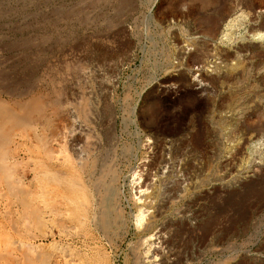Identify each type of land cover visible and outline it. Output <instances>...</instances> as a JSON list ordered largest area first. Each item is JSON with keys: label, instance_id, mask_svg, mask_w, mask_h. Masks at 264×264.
Wrapping results in <instances>:
<instances>
[{"label": "rangeland", "instance_id": "374dc122", "mask_svg": "<svg viewBox=\"0 0 264 264\" xmlns=\"http://www.w3.org/2000/svg\"><path fill=\"white\" fill-rule=\"evenodd\" d=\"M193 1L0 0V247L13 245L0 264H264V43L249 39L264 35V0ZM194 68L206 90L192 89ZM156 77L184 96L148 89L135 107L133 79ZM156 135L173 142L150 152ZM151 153L173 191H148L137 230L125 205Z\"/></svg>", "mask_w": 264, "mask_h": 264}, {"label": "built area", "instance_id": "2783aa9c", "mask_svg": "<svg viewBox=\"0 0 264 264\" xmlns=\"http://www.w3.org/2000/svg\"><path fill=\"white\" fill-rule=\"evenodd\" d=\"M190 77H191L190 85L192 89H194L196 92H201L203 90H206L207 85L204 84L202 75L200 73V70H198V68H194L190 71ZM111 81L116 82L115 79H111ZM133 81H134L135 86L132 89L131 95L134 98V100L132 101V104H134L135 107H138L140 105L143 99V96L148 89H156L161 97H167L173 100L180 99L181 97L184 96V93H185L184 87L182 86L181 83H179L178 80L163 81L162 83V80L156 77L154 79L147 80L145 83L139 80V78L137 79L135 78L133 79ZM123 90H124V86H123ZM134 126L138 128L137 123H134ZM149 139H150V142L148 143L144 142V143L146 146H148L150 152L152 151L153 146H156L158 144H170L173 142V140H170L168 137L159 136V135H156L152 139L151 138ZM243 140L246 145L250 144L251 142L250 139L246 137ZM146 158H147L146 161L141 163L140 169H138L137 171L138 177H139L138 179L139 184H137L136 186L137 190L139 189L156 190L157 189L158 190L157 195L159 199H161L163 196L165 198L170 197L172 195V191L169 190L171 187L166 186V184L162 182L157 183V184L155 182L156 179L166 174V169L164 168V165H161V163H158V164L155 163L153 153H151ZM231 160H232L231 163L235 165H237V163L239 162L238 161L239 159L238 158L235 159V157H232ZM238 171L239 172L237 174H240V175L243 174L240 170ZM135 191H134V194H136ZM125 208L129 210L130 213L134 212L133 210L134 208L130 207L129 205H125ZM156 208L160 209V205H158Z\"/></svg>", "mask_w": 264, "mask_h": 264}, {"label": "bare ground", "instance_id": "6f19581e", "mask_svg": "<svg viewBox=\"0 0 264 264\" xmlns=\"http://www.w3.org/2000/svg\"><path fill=\"white\" fill-rule=\"evenodd\" d=\"M189 2V1H188ZM192 2V1H191ZM193 2H196L195 0L193 1ZM82 4V3H81ZM128 4V3H127ZM193 5V4H192ZM212 5V4H211ZM185 6H187V5H185ZM209 6V4L206 6V7H208ZM99 8V7H98ZM77 9V8H76ZM59 11V10H58ZM190 14V13H189ZM234 14V13H233ZM237 14L238 13H236L235 12V14L232 16L231 15V18L230 19H228V23H227V27H229V29H231L232 30V28L233 27H237L238 26V24L240 23V25L242 24L243 25V20H242V18L244 19V16H246V15H241V14H243V13H241V14H239L238 16H237ZM59 15V14H58ZM150 16H153V15H151V14H149ZM149 16V17H150ZM154 18V17H153ZM247 18V17H246ZM149 19V18H148ZM226 19V18H225ZM245 22V21H244ZM247 22V21H246ZM237 24V25H236ZM246 24V23H245ZM244 24V25H245ZM241 25V26H242ZM240 26V27H241ZM239 27V28H240ZM230 32V31H229ZM228 33V32H227ZM226 33V35H225V37L226 38H230V39H232V36H233V34H227ZM233 33V32H232ZM134 35V34H133ZM244 40H246L247 41V39L246 38H243ZM251 41H254V42H262V43H264V35H261V34H257V35H253L251 38H249ZM33 40V39H32ZM248 42V41H247ZM28 44V43H27ZM232 48V47H231ZM219 49V48H218ZM217 49V50H218ZM217 55V54H216ZM218 57V56H217ZM238 57V56H237ZM216 58V57H215ZM241 58V57H240ZM47 64V63H46ZM105 64V63H104ZM48 65V64H47ZM85 68V67H84ZM233 68V67H232ZM60 69V68H59ZM84 72V71H83ZM55 73V72H54ZM68 73V72H67ZM64 74V73H63ZM71 78V77H70ZM113 78V77H112ZM38 80V79H37ZM92 80V79H91ZM40 81V80H39ZM86 81V80H85ZM103 81V80H102ZM40 83V82H39ZM47 83V82H46ZM67 83V82H66ZM86 84H87V82H85ZM92 83V82H91ZM109 83V82H108ZM53 84V83H52ZM85 84V85H86ZM52 86V85H51ZM87 86V85H86ZM53 87V86H52ZM79 89V88H78ZM80 90H81V88H80ZM94 90V89H93ZM110 91V90H109ZM61 92V91H60ZM87 92V91H86ZM100 92V91H99ZM102 93H103V91H102ZM48 94V93H47ZM92 94V93H91ZM104 94V93H103ZM61 95H62V92H61ZM80 96H82V95H80ZM85 96V95H84ZM37 97V96H36ZM41 98H42V96H40ZM58 97V96H57ZM70 97V96H69ZM40 98V99H41ZM73 100V99H72ZM81 100V99H80ZM18 101V100H17ZM53 101V100H52ZM84 101V100H83ZM78 102V101H77ZM34 103V102H33ZM51 103V102H50ZM55 103V102H54ZM79 103H81V101L79 102ZM89 103H90V101H89ZM102 103V102H101ZM25 104V103H24ZM38 104V103H37ZM37 104H36V106H37ZM57 104V103H56ZM35 105V104H34ZM73 105V104H72ZM76 105V104H75ZM80 105H82V103L80 104ZM90 105V104H89ZM96 105V104H95ZM7 106H8V104H7ZM15 106V105H14ZM67 106H68V104H67ZM74 106V105H73ZM78 106V105H77ZM53 107V106H52ZM59 107V106H58ZM65 107V106H64ZM63 107V110L62 111H60V112H62L61 114L62 115H65V116H68V115H71V113H70V110L68 109V108H64ZM98 107V106H97ZM87 108V107H86ZM71 109H73V108H71ZM1 110H2V108H1ZM4 111L5 110H7V109H3ZM89 110H91V107H90V109ZM93 110H95V109H93ZM136 110V109H135ZM37 111V110H36ZM44 111V110H43ZM84 111H87V110H85L84 109ZM97 111V110H96ZM132 111V110H131ZM52 112V111H51ZM54 112V111H53ZM73 112H74V109H73ZM76 112H78V109L76 108ZM91 112L92 111H90V114H91ZM133 112H134V109H133ZM13 113V112H12ZM25 113V112H24ZM35 113V112H34ZM43 113V112H42ZM42 113L40 114V115H42ZM80 113V112H79ZM82 113V112H81ZM1 114V113H0ZM15 114V113H14ZM59 114V113H58ZM75 115H76V113H74ZM11 115V114H10ZM54 115V114H53ZM1 116V115H0ZM6 116V115H5ZM8 116H9V114H8ZM2 117V116H1ZM20 117V116H19ZM37 117V116H36ZM50 117V116H49ZM60 117H62V116H59V118L58 119H60ZM64 117V116H63ZM76 117L78 118V116L76 115ZM12 118V117H11ZM17 118V117H16ZM75 118V117H74ZM76 118V119H77ZM83 118H85V117H83ZM89 118V117H88ZM65 119H66V117H65ZM71 119H72V117H71ZM70 119V120H71ZM9 120V119H8ZM11 120V119H10ZM40 120V119H39ZM69 120V121H70ZM73 120V119H72ZM79 120V119H78ZM131 120V119H130ZM6 121V120H5ZM20 121H22V120H20ZM30 121V120H29ZM29 121H27V122H29ZM32 121V120H31ZM38 121V120H37ZM12 122V121H11ZM14 122V121H13ZM63 122V121H62ZM67 122H68V120H67ZM76 122V121H75ZM79 122V121H78ZM32 123V122H31ZM56 123V122H55ZM80 123H81V121H80ZM72 124V123H71ZM75 124V123H74ZM109 124V123H108ZM28 125V124H27ZM43 125V124H42ZM41 125V126H42ZM51 125V124H50ZM73 125V124H72ZM107 125V124H106ZM20 126V129L22 130V128H21V126L22 125H19ZM58 126V125H57ZM76 126V125H75ZM75 126H73L72 128V138L73 139H75L74 138V136H76L77 134H80L81 133V131L80 130H82V127L81 126H79V125H77V127H75ZM79 126V127H78ZM5 127V126H4ZM18 127V126H17ZM23 127H24V125H23ZM27 127V126H26ZM30 127H32V125L30 126ZM80 127H81V129H80ZM29 128V127H28ZM3 129V128H2ZM19 129V130H20ZM34 129V128H33ZM45 129V128H44ZM60 129V128H59ZM59 129H56V130H59ZM90 129V128H89ZM112 129V128H111ZM4 130V129H3ZM2 130V131H3ZM12 130V129H11ZM11 130H9V131H11ZM48 130V129H47ZM69 130V129H68ZM41 131V130H40ZM43 131V130H42ZM84 131V130H83ZM6 132V131H5ZM41 133V132H40ZM56 133V132H55ZM59 133V132H58ZM87 133V132H86ZM20 134V133H19ZM69 134L71 135V133L69 132ZM83 134H85V133H83ZM2 135V134H1ZM27 135H28V133H27ZM66 135V134H65ZM54 137V136H53ZM57 137V136H56ZM64 137V136H63ZM67 137V136H66ZM65 137V138H66ZM69 137V136H68ZM76 137H78L79 138V135L78 136H76ZM87 137V136H86ZM28 138V137H27ZM46 138H47V136H46ZM61 138H62V136H61ZM71 138V137H70ZM82 138V137H81ZM84 138V137H83ZM98 138V137H97ZM145 138V137H144ZM44 139V138H43ZM63 139V138H62ZM18 140V139H17ZM38 140V139H37ZM65 140V139H64ZM72 140V139H71ZM76 140V139H75ZM84 140H85V138H84ZM87 140L88 139H86V143H87ZM120 140V139H119ZM142 140V139H141ZM82 141V140H81ZM80 141V142H81ZM93 141H94V139H93ZM138 141V140H137ZM236 141V140H235ZM6 142V141H5ZM18 142V141H17ZM45 142V141H44ZM76 142V141H75ZM145 142H150V139L148 138V139H146V141ZM260 142V141H259ZM53 143V142H52ZM62 143V142H61ZM84 144V143H83ZM82 144V145H83ZM145 144V143H144ZM257 144H258V142H257ZM260 144H262V143H259L258 145H260ZM10 145V144H9ZM82 145H80V143H77L76 145H75V151H76V154H77V158H79L80 159V161H82V157L84 156H81L80 154L82 153V152H80V148H81V146ZM85 145V144H84ZM96 146H97V144H95ZM170 145V144H169ZM172 145V144H171ZM1 146H2V144H1ZM23 146V145H22ZM80 146V147H79ZM143 146V145H142ZM167 146V145H166ZM257 146V145H256ZM262 146V145H261ZM17 147H18V145H17ZM47 147V146H46ZM86 147V146H85ZM173 147H174V145H173ZM20 148V147H19ZM141 148V147H140ZM170 148H171V146H170ZM169 148V149H170ZM253 148H255V146L253 147ZM74 149V148H73ZM86 149H89V148H85V150ZM166 149V148H165ZM168 149V148H167ZM172 149V148H171ZM170 149V150H171ZM16 150H18V149H16ZM21 150V149H20ZM40 150V149H39ZM47 150V149H46ZM51 149H49V151H50ZM11 151V150H10ZM19 151V150H18ZM83 151V150H82ZM88 151V150H87ZM90 151V150H89ZM92 151V150H91ZM163 151V150H162ZM23 152V151H22ZM171 152V151H170ZM169 152V154H171ZM12 153V152H11ZM93 153V152H92ZM17 154V153H16ZM42 154V153H41ZM168 154V155H169ZM13 155H14V151H13ZM18 155V154H17ZM133 155V154H132ZM176 155V154H175ZM52 156V155H51ZM90 156V155H89ZM98 156V155H97ZM20 157V156H19ZM93 158V157H92ZM163 159H165V158H163ZM169 159V158H168ZM62 160H64V159H62ZM160 161V160H159ZM166 162H168V161H166ZM75 163V162H74ZM73 163V164H74ZM94 163V162H93ZM96 163V162H95ZM76 164V163H75ZM164 164V163H163ZM167 164V163H166ZM97 165V164H96ZM89 166H91V164L89 165ZM229 166V165H228ZM80 167V166H79ZM93 167V166H92ZM96 166H94V168H95ZM112 167V166H111ZM41 168V167H40ZM93 168V169H94ZM105 167L103 166V169H104ZM113 168V167H112ZM82 169V168H81ZM90 169V168H89ZM46 170V169H45ZM82 171V170H81ZM105 171V170H104ZM112 171V170H111ZM102 172V171H101ZM110 172V171H109ZM229 172V171H228ZM58 173V172H57ZM90 173V172H89ZM2 174V173H1ZM221 174V173H220ZM225 174V173H224ZM226 174H227V172H226ZM102 175V174H101ZM111 175V174H110ZM112 175H114V174H112ZM131 175V174H130ZM219 176V175H218ZM223 176V175H222ZM228 176H229V174H228ZM231 176V175H230ZM104 177V176H103ZM108 177V176H107ZM138 174L135 172L134 174H133V176H132V180H131V184H132V186L134 185V186H136V184H138L139 182H137V180H138ZM224 177H225V175H224ZM3 178V177H2ZM1 178V179H2ZM14 178V177H13ZM12 178V179H13ZM109 179H111V177L109 178ZM114 179H115V177H114ZM221 179H224L223 177L221 178ZM227 179V178H226ZM232 179V178H231ZM91 180V179H90ZM43 181V180H42ZM97 181V180H96ZM108 181V180H107ZM8 182V181H7ZM176 182V181H175ZM180 182V181H179ZM229 182V181H228ZM228 182H225V183H228ZM39 183V182H38ZM103 183V182H102ZM106 183V182H105ZM171 184H172V181L170 182ZM12 184V183H11ZM40 184V183H39ZM174 184H176V183H174ZM179 184V183H178ZM229 184V183H228ZM115 185V184H114ZM167 185V184H166ZM173 185V184H172ZM174 186V185H173ZM95 187V186H94ZM198 187V186H197ZM42 188V187H41ZM99 188V187H98ZM112 187H110V189H111ZM182 188L184 189V186H183V184H182ZM101 189V188H100ZM108 189V188H107ZM115 189V188H114ZM170 189H172V188H170ZM173 189H174V187H173ZM181 189V187H179V189H178V191ZM189 189V188H188ZM105 190V189H104ZM9 191V190H8ZM98 191V190H97ZM110 191V190H109ZM109 191H108V193H109ZM115 191V190H114ZM139 191V192H138ZM149 190L148 189H144V190H141V189H139V190H136L135 191V193H136V195H135V200H136V202H135V211L134 212H132V213H130V218H131V221H132V223H133V225H135L136 226V228H137V230H142L143 229V227H146V225L148 224V221H149V219H150V215H151V213H153V209L151 210V208H152V206H151V203H149L148 201H149V199H151L152 198V196L149 194V192H148ZM173 191V190H172ZM183 191V190H182ZM59 192V191H58ZM103 192V191H102ZM101 192V193H102ZM106 192V191H105ZM180 192V191H179ZM139 193V194H138ZM158 193V192H157ZM183 193V192H182ZM116 194V193H115ZM71 195V194H70ZM85 195V194H84ZM102 194H100L99 196H101ZM111 195V194H110ZM41 196V195H40ZM113 196H115L114 194H113ZM177 196V195H176ZM179 196V195H178ZM107 197V196H106ZM77 198V197H76ZM159 198V197H158ZM175 198H177V197H175ZM35 199V198H34ZM38 199V198H37ZM102 199V198H101ZM100 199V200H101ZM104 200H105V198H103ZM69 200V199H68ZM90 200V199H89ZM179 200H181V198L179 199ZM41 201V200H40ZM45 201H46V199H45ZM48 201V200H47ZM73 201V200H72ZM163 201H164V199H163ZM104 202V201H103ZM115 202V201H114ZM154 202H155V200H154ZM170 202V201H169ZM106 203V202H105ZM149 203V204H148ZM160 203H161V201H160ZM63 204V203H62ZM168 205H169V203H167ZM170 204H172L171 202H170ZM47 205V204H46ZM49 205V204H48ZM115 205V204H114ZM161 205V204H160ZM44 206V205H43ZM63 206H64V204H63ZM104 206V205H103ZM112 206V205H111ZM111 206H110V208H111ZM165 206V205H164ZM167 206V205H166ZM55 207V206H54ZM153 207H154V204H153ZM45 208V207H44ZM115 208V207H114ZM113 208V209H114ZM171 208V207H170ZM31 209V208H30ZM37 209V208H36ZM90 209V208H89ZM157 209V208H156ZM161 209H163L164 210V208H162L161 207ZM106 210V209H105ZM155 210V209H154ZM159 210V209H158ZM152 211V212H151ZM168 211H171V210H169V208H168ZM179 211V210H178ZM34 212V211H33ZM182 212V211H181ZM180 212V213H181ZM36 213V212H35ZM34 213V214H35ZM50 213V212H49ZM101 213V212H100ZM99 213V214H100ZM103 213V212H102ZM33 214V213H32ZM46 214V213H45ZM53 214V213H52ZM159 214H161L160 212H159ZM167 214V213H166ZM182 214H184V213H182ZM114 215H115V213H114ZM171 215V214H170ZM27 216V215H26ZM32 216V215H31ZM49 216V215H48ZM97 216H98V214H97ZM105 216V215H104ZM113 215H111V217H112ZM118 216V215H117ZM173 216V215H172ZM184 216V215H183ZM110 217V218H111ZM120 217V216H119ZM152 217V216H151ZM155 217V216H154ZM161 217V216H160ZM174 217V216H173ZM31 218V217H30ZM108 218L109 217H107V221H108ZM181 218V217H180ZM185 218V217H184ZM188 218V217H187ZM98 219V218H97ZM153 219V218H152ZM99 220V219H98ZM154 220V219H153ZM167 220V219H166ZM177 220V219H176ZM176 220H175V222H176ZM39 221V220H38ZM152 221V220H151ZM158 221V220H157ZM170 221V220H169ZM109 222H110V224H111V221H110V219H109ZM109 222H108V224H109ZM150 222V221H149ZM153 222V221H152ZM171 222H173V221H171ZM97 223V222H96ZM155 223V222H154ZM158 223V222H157ZM160 223V222H159ZM177 223V222H176ZM156 224V223H155ZM93 225V224H92ZM98 225H99V223H98ZM157 225H160V224H157ZM157 225H156V227H157ZM171 225V224H170ZM179 225V224H178ZM106 226V225H105ZM149 226V225H148ZM166 226V225H165ZM155 227V226H154ZM153 227V228H154ZM176 227V226H175ZM162 228V227H161ZM165 228V227H164ZM112 229V228H111ZM147 229V228H146ZM152 229V228H151ZM154 229H156V228H154ZM169 229V228H168ZM167 229V230H168ZM108 230H109V228H108ZM157 230V229H156ZM155 230V231H156ZM162 231V229H159V231ZM149 231V230H148ZM154 231V230H153ZM154 231V232H155ZM158 231V230H157ZM156 231V232H157ZM145 232V231H144ZM150 232V231H149ZM166 232V231H165ZM164 232V233H165ZM148 233V232H147ZM160 233V232H159ZM167 233V232H166ZM168 233H170V232H168ZM1 234V233H0ZM146 234V233H145ZM150 234V233H149ZM153 234V233H152ZM156 234V233H155ZM2 235H5V234H2ZM166 235V234H165ZM143 236H144V234H143ZM158 236V235H157ZM161 236H164L163 234L161 235ZM160 236V237H161ZM3 237V236H2ZM140 237V236H139ZM146 238H144L143 239V244H147L148 245V248H147V250L145 251V253L147 254V255H150L149 254V252H151V249L153 248L152 247V241H154L155 240V238H154V236L153 235H150V236H145ZM4 238H6V237H3V239ZM9 238V237H8ZM165 238V237H164ZM0 239H1V237H0ZM2 239V240H3ZM12 239V238H11ZM159 239V238H158ZM162 239V238H161ZM161 239H159V240H161ZM167 240V239H166ZM1 241V240H0ZM8 241V240H7ZM10 241V240H9ZM83 241V240H82ZM2 242H6L5 240L4 241H2ZM1 242V243H2ZM14 242V241H13ZM3 243V247H5V250L7 249H9V247L12 245L11 243H9V242H6L5 244ZM19 243V242H18ZM15 244H16V242H15ZM142 244V245H143ZM1 245V244H0ZM19 245V244H18ZM24 245V244H23ZM26 245V244H25ZM13 246V245H12ZM154 246V245H153ZM169 246V245H168ZM3 247H0V248H3ZM28 247H29V245H28ZM152 247V248H151ZM23 248V247H22ZM22 248L20 247V251L22 250ZM25 248V247H24ZM18 249H19V247H18ZM3 250V249H2ZM10 250V249H9ZM26 250V249H25ZM24 250V251H25ZM28 250V249H27ZM26 250V251H27ZM4 251V250H3ZM11 251V250H10ZM14 251H15V249H14ZM25 251V252H26ZM19 252V251H18ZM2 253V252H1ZM10 253V252H9ZM32 254V253H31ZM87 254V253H86ZM155 258V257H154ZM155 260V259H154Z\"/></svg>", "mask_w": 264, "mask_h": 264}]
</instances>
